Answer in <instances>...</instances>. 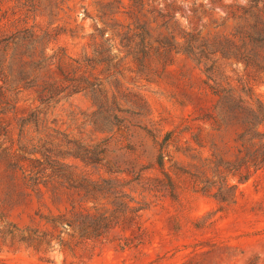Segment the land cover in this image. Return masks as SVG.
<instances>
[{
	"label": "rangeland",
	"instance_id": "1",
	"mask_svg": "<svg viewBox=\"0 0 264 264\" xmlns=\"http://www.w3.org/2000/svg\"><path fill=\"white\" fill-rule=\"evenodd\" d=\"M134 1L0 0V264H264V168L216 171L242 146L210 89L264 107L263 77L183 47L248 0Z\"/></svg>",
	"mask_w": 264,
	"mask_h": 264
},
{
	"label": "trees",
	"instance_id": "2",
	"mask_svg": "<svg viewBox=\"0 0 264 264\" xmlns=\"http://www.w3.org/2000/svg\"><path fill=\"white\" fill-rule=\"evenodd\" d=\"M136 1L143 5L145 0H135L134 2ZM109 5L103 7L106 8ZM229 8L231 18L240 25L239 29L234 34L218 37L203 36L201 32L187 33L184 35L183 44L185 52L193 56L198 64H204L209 78H212L214 73L219 74L224 64L222 61H225L233 67L242 65L244 71L254 73L257 76L262 75L264 80V0H248L244 5L237 2ZM102 13L105 14L103 10ZM144 28H147L146 24H144ZM146 34L150 36L147 29ZM172 40L175 43V35L171 38ZM214 83L215 85H211L210 89L219 98L216 107L218 108L220 104L223 105V110L227 116L225 124L230 128H235L237 131L235 141L242 146V149L239 150L241 156L239 164L226 161L224 163L223 159H220L215 168L220 174L224 169L227 171L226 167L229 168V171L240 172L239 182L243 184L264 168V107L260 102L252 100V87L249 82H242V90H246L248 95H246V99L241 97L239 102L236 101L233 87L217 89L221 85L217 81H214ZM186 131H188L187 128ZM166 137L168 142L171 141L173 132L167 133ZM109 146L107 143L97 146L98 157L101 158L99 159L100 162L108 157ZM159 157L161 160L160 165L163 168L165 155L162 153ZM141 179L142 177L139 178L140 181ZM115 180H118V178H115ZM200 184H203L201 192L211 195L214 185L204 182ZM139 210L141 209L137 208L135 212ZM103 222L105 224L99 225L97 230L110 228L112 224L110 218H104ZM68 226L72 228L73 224L69 222Z\"/></svg>",
	"mask_w": 264,
	"mask_h": 264
}]
</instances>
